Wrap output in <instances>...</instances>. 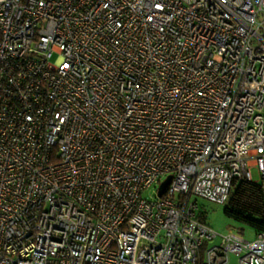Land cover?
I'll return each instance as SVG.
<instances>
[{
	"label": "built area",
	"instance_id": "obj_1",
	"mask_svg": "<svg viewBox=\"0 0 264 264\" xmlns=\"http://www.w3.org/2000/svg\"><path fill=\"white\" fill-rule=\"evenodd\" d=\"M254 168L264 0H0V264H264L200 202Z\"/></svg>",
	"mask_w": 264,
	"mask_h": 264
},
{
	"label": "trees",
	"instance_id": "obj_2",
	"mask_svg": "<svg viewBox=\"0 0 264 264\" xmlns=\"http://www.w3.org/2000/svg\"><path fill=\"white\" fill-rule=\"evenodd\" d=\"M225 213L229 218L252 228L256 233H264L263 184L243 178L236 179L230 199L225 204ZM207 247L208 244L203 247L201 264H207L205 262Z\"/></svg>",
	"mask_w": 264,
	"mask_h": 264
},
{
	"label": "rangeland",
	"instance_id": "obj_3",
	"mask_svg": "<svg viewBox=\"0 0 264 264\" xmlns=\"http://www.w3.org/2000/svg\"><path fill=\"white\" fill-rule=\"evenodd\" d=\"M59 59V55H55L53 61L56 62ZM253 176L254 181L259 182L261 180L259 171L257 168L253 169ZM144 196L146 198H156L158 197V190L157 188L147 189L144 192ZM200 202L205 208H207L208 213V221L214 227V229L223 236L230 234L231 232L239 233L247 239H255L256 232L239 222L234 221L233 219L229 218L228 215L225 213V205L217 204L210 202L206 199H200ZM223 242V237H219L217 240L213 242L212 245L221 244ZM207 262V259L205 257ZM230 264H241L240 263V256L238 254L231 255Z\"/></svg>",
	"mask_w": 264,
	"mask_h": 264
},
{
	"label": "water",
	"instance_id": "obj_4",
	"mask_svg": "<svg viewBox=\"0 0 264 264\" xmlns=\"http://www.w3.org/2000/svg\"><path fill=\"white\" fill-rule=\"evenodd\" d=\"M172 179H173V176H169L168 179H166L162 185H161V188H160V196L164 195L167 187L171 184L172 182Z\"/></svg>",
	"mask_w": 264,
	"mask_h": 264
},
{
	"label": "crops",
	"instance_id": "obj_5",
	"mask_svg": "<svg viewBox=\"0 0 264 264\" xmlns=\"http://www.w3.org/2000/svg\"><path fill=\"white\" fill-rule=\"evenodd\" d=\"M212 226V225H211ZM213 227V226H212ZM214 228V227H213ZM208 248V247H207ZM205 253H206V250H205Z\"/></svg>",
	"mask_w": 264,
	"mask_h": 264
}]
</instances>
